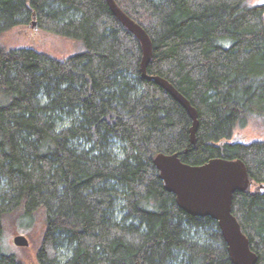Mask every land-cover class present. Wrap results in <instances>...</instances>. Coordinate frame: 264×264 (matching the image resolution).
<instances>
[{
  "label": "trees",
  "instance_id": "1",
  "mask_svg": "<svg viewBox=\"0 0 264 264\" xmlns=\"http://www.w3.org/2000/svg\"><path fill=\"white\" fill-rule=\"evenodd\" d=\"M151 42L148 76L170 83L188 112L142 77L138 38L107 0H0V39L31 24L78 44L57 59L0 46V240L5 220L44 227L38 264H233L216 222L182 211L153 164L241 160L250 185L231 211L264 264V5L248 0H114ZM0 264H22L3 252Z\"/></svg>",
  "mask_w": 264,
  "mask_h": 264
},
{
  "label": "water",
  "instance_id": "2",
  "mask_svg": "<svg viewBox=\"0 0 264 264\" xmlns=\"http://www.w3.org/2000/svg\"><path fill=\"white\" fill-rule=\"evenodd\" d=\"M114 16L140 41L142 49L141 75L162 87L189 114L191 127L190 143H195L198 125L197 112L170 83L158 76H148L146 65L151 57V42L145 31L128 18L114 0H107ZM239 142L231 139V143ZM153 164L163 188L175 196L178 207L186 214L214 220L227 245L233 264H255L256 255L251 251L249 240L241 232L240 225L231 211L232 196L235 191H243L250 185L247 169L239 160L212 159L202 165H188L181 162L178 154H158ZM17 247L28 246L27 239L16 236Z\"/></svg>",
  "mask_w": 264,
  "mask_h": 264
},
{
  "label": "rangeland",
  "instance_id": "3",
  "mask_svg": "<svg viewBox=\"0 0 264 264\" xmlns=\"http://www.w3.org/2000/svg\"><path fill=\"white\" fill-rule=\"evenodd\" d=\"M249 5H264V0H248ZM2 48L32 47L57 59H64L78 51V44L57 36L41 32L36 25L31 24L25 28H14L0 39ZM238 139L244 144L255 141H264V127L256 120L249 121L243 129H235L231 139ZM44 227L42 220L36 218L35 223L29 228H20L16 223L5 220L0 245L4 253L16 257L22 264H38L37 252L40 249ZM27 239L28 246L17 247L13 239L16 236Z\"/></svg>",
  "mask_w": 264,
  "mask_h": 264
}]
</instances>
